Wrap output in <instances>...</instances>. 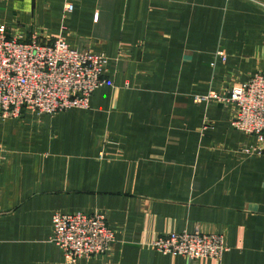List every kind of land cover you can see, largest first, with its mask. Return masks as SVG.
Instances as JSON below:
<instances>
[{
	"label": "crops",
	"instance_id": "1",
	"mask_svg": "<svg viewBox=\"0 0 264 264\" xmlns=\"http://www.w3.org/2000/svg\"><path fill=\"white\" fill-rule=\"evenodd\" d=\"M37 30L105 55L108 83L87 109L0 120V264H70L53 217L78 212L115 242L75 264H264V156L198 101L264 73V0H0L6 37ZM195 230L225 235L221 260L151 248Z\"/></svg>",
	"mask_w": 264,
	"mask_h": 264
},
{
	"label": "built area",
	"instance_id": "2",
	"mask_svg": "<svg viewBox=\"0 0 264 264\" xmlns=\"http://www.w3.org/2000/svg\"><path fill=\"white\" fill-rule=\"evenodd\" d=\"M71 2L65 7L71 13ZM223 61L225 56L222 55ZM108 59L103 54L79 51L65 40L45 42L40 31L29 41L8 38L0 32V120H20L33 113L54 117L72 108H89L91 96L108 83ZM198 101H214L229 107L231 126L256 145L248 156H264V73L224 93H211ZM115 231L101 213H56L52 245L66 261L97 259L110 251ZM161 255L191 260H221L229 250L222 233L182 231L161 235L151 243Z\"/></svg>",
	"mask_w": 264,
	"mask_h": 264
}]
</instances>
